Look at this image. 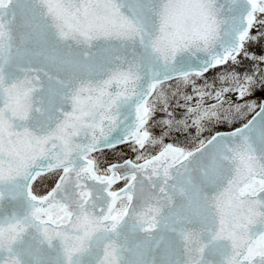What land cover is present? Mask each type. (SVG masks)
Returning a JSON list of instances; mask_svg holds the SVG:
<instances>
[{"label": "snow or ice", "instance_id": "1", "mask_svg": "<svg viewBox=\"0 0 264 264\" xmlns=\"http://www.w3.org/2000/svg\"><path fill=\"white\" fill-rule=\"evenodd\" d=\"M0 264H264V0H0Z\"/></svg>", "mask_w": 264, "mask_h": 264}]
</instances>
